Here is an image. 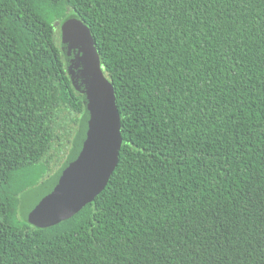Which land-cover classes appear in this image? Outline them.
<instances>
[{
    "label": "trees",
    "instance_id": "1",
    "mask_svg": "<svg viewBox=\"0 0 264 264\" xmlns=\"http://www.w3.org/2000/svg\"><path fill=\"white\" fill-rule=\"evenodd\" d=\"M72 17L123 143L93 202L37 227L23 182L65 163L85 112L55 32ZM0 264H264V0H0Z\"/></svg>",
    "mask_w": 264,
    "mask_h": 264
},
{
    "label": "water",
    "instance_id": "2",
    "mask_svg": "<svg viewBox=\"0 0 264 264\" xmlns=\"http://www.w3.org/2000/svg\"><path fill=\"white\" fill-rule=\"evenodd\" d=\"M61 34L67 70L83 94L85 112L65 163L34 191L27 205L32 210L24 211L26 217L42 216L44 226L71 219L105 190L123 143L115 89L90 29L72 17L61 25Z\"/></svg>",
    "mask_w": 264,
    "mask_h": 264
},
{
    "label": "rangeland",
    "instance_id": "3",
    "mask_svg": "<svg viewBox=\"0 0 264 264\" xmlns=\"http://www.w3.org/2000/svg\"><path fill=\"white\" fill-rule=\"evenodd\" d=\"M56 25L58 27V28L55 27L56 35L57 34H61V26L59 27L58 24H56ZM59 36H60V40H61V35H58V40H59ZM58 131H59V133L61 132L60 129H58ZM53 152H54V150L52 151V153ZM43 161H44L45 164L42 163V166L38 167V169L35 172L30 174L29 177H28V180L25 181V183L23 182L25 190H27V189L31 190V189L37 188L38 186L43 184L44 181L46 180V178L48 177V175L54 170L53 169L54 165L52 163H49L45 159ZM35 197L36 196L30 194L28 197H26V198H28V200L26 202H24V205L29 204L32 201V198H35ZM20 211H19L20 216L22 217V219L25 222L28 223L29 220H26V216L24 215V211H26V213H27V209L21 208ZM37 227H45V226H44V223H43V224H39Z\"/></svg>",
    "mask_w": 264,
    "mask_h": 264
}]
</instances>
